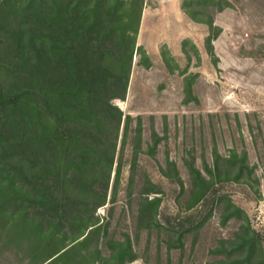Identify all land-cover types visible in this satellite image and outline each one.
Returning a JSON list of instances; mask_svg holds the SVG:
<instances>
[{
  "label": "rangeland",
  "instance_id": "rangeland-1",
  "mask_svg": "<svg viewBox=\"0 0 264 264\" xmlns=\"http://www.w3.org/2000/svg\"><path fill=\"white\" fill-rule=\"evenodd\" d=\"M183 1L170 0L183 13L175 19L160 11L163 0H144V30L136 38L143 51L134 52L124 100H113L123 117L106 202L94 213L105 230L90 235L80 252L79 246L74 249L70 264H112L113 245L127 235L136 256L127 264L261 262L264 0H223L227 5L209 0L223 7L210 4V17L199 16L204 22L190 18L181 8ZM210 19L219 32L207 43L215 33L206 22ZM194 170L212 186L204 200L187 209ZM145 197L159 199L152 218H140ZM242 233L260 243L248 262L235 248ZM0 262L7 264L5 256Z\"/></svg>",
  "mask_w": 264,
  "mask_h": 264
},
{
  "label": "trees",
  "instance_id": "trees-1",
  "mask_svg": "<svg viewBox=\"0 0 264 264\" xmlns=\"http://www.w3.org/2000/svg\"><path fill=\"white\" fill-rule=\"evenodd\" d=\"M143 3L0 0V258L7 264L10 258L14 264H70L74 249L80 252L90 235L105 230L94 213L106 202L123 117L113 100H124L134 52L143 51L136 46ZM210 4L219 3L184 0L181 8L204 22L199 16L210 17ZM206 22L215 30L209 43L219 30ZM124 119L126 130L130 116ZM120 172L121 162L114 193ZM191 172L187 209L212 186ZM100 173L103 183L96 188ZM158 203L145 197L140 218H152ZM238 239L242 262L251 261L258 239L247 233ZM113 246L112 264L136 258L128 235ZM260 260L264 264V255Z\"/></svg>",
  "mask_w": 264,
  "mask_h": 264
},
{
  "label": "crops",
  "instance_id": "crops-1",
  "mask_svg": "<svg viewBox=\"0 0 264 264\" xmlns=\"http://www.w3.org/2000/svg\"><path fill=\"white\" fill-rule=\"evenodd\" d=\"M166 4L163 6V9L162 10H160L161 12H166L167 14H168V16H171L172 18H175V19H177V13L178 14H180L181 13V11L180 10H178V9H176L175 10V8L173 7V5H170V0H163ZM172 6V7H171ZM178 8V7H177ZM160 11H157V13L158 12H160ZM142 20H141V22H140V27H139V29H138V33H137V37L139 36L140 37V35H141V33L143 32V30H144V24H143V19H144V17H146V15H145V13H146V9H143L142 10ZM181 15H183V13H181ZM174 22V21H173ZM169 41V40H168ZM169 43V42H168ZM171 43V42H170ZM168 47H169V44H168ZM148 52V51H147ZM149 53V52H148ZM150 54V53H149Z\"/></svg>",
  "mask_w": 264,
  "mask_h": 264
}]
</instances>
